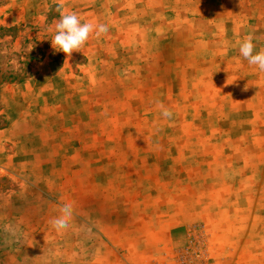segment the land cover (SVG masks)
I'll use <instances>...</instances> for the list:
<instances>
[{"label":"rangeland","instance_id":"rangeland-1","mask_svg":"<svg viewBox=\"0 0 264 264\" xmlns=\"http://www.w3.org/2000/svg\"><path fill=\"white\" fill-rule=\"evenodd\" d=\"M64 12L109 30L66 56L50 42ZM248 34L264 49V0H0L1 264L84 227L132 264H255L264 72L240 55Z\"/></svg>","mask_w":264,"mask_h":264},{"label":"crops","instance_id":"crops-1","mask_svg":"<svg viewBox=\"0 0 264 264\" xmlns=\"http://www.w3.org/2000/svg\"><path fill=\"white\" fill-rule=\"evenodd\" d=\"M263 195L264 185L262 182H258L254 190L251 211V220L253 222L252 234L254 238L253 261L255 264H264ZM79 217H77L75 220L80 222L79 225L84 227V222L88 220L84 219L83 217ZM66 232L68 233L70 240L68 235L66 239V235L64 234L61 235L62 239L60 237L58 239H56L55 236L52 237V239H49L46 244H53V241L60 242L56 243V245H50L48 248H46V252L43 256H29L28 258L25 257L21 259L14 257L9 262L3 264H27L25 262L26 260L30 261L28 264H132L131 261L126 262V260L122 261L118 258L115 243L110 238H102L104 236L106 237V235L104 232L102 234L99 227L90 229H86L84 227L78 231L63 230V233ZM66 242L69 243V245L63 249H59L57 244L61 243L62 246H65Z\"/></svg>","mask_w":264,"mask_h":264},{"label":"clouds","instance_id":"clouds-1","mask_svg":"<svg viewBox=\"0 0 264 264\" xmlns=\"http://www.w3.org/2000/svg\"><path fill=\"white\" fill-rule=\"evenodd\" d=\"M109 30V26L105 23H82L79 16L75 12L61 13L60 18L54 26V35L51 39L52 47L66 56H71L73 52L86 43L90 34L100 37ZM252 34L245 36L239 44L240 55L248 61L250 65L257 66L264 72V49L255 51ZM161 115L167 119L173 116L172 111L165 107L162 103L157 102ZM72 216V205L66 203L60 208V215L50 221L56 230H63L69 227V221Z\"/></svg>","mask_w":264,"mask_h":264}]
</instances>
